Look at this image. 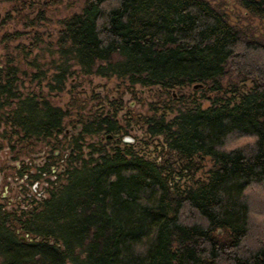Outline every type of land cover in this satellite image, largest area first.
Returning a JSON list of instances; mask_svg holds the SVG:
<instances>
[{
  "label": "trees",
  "instance_id": "16d2710c",
  "mask_svg": "<svg viewBox=\"0 0 264 264\" xmlns=\"http://www.w3.org/2000/svg\"><path fill=\"white\" fill-rule=\"evenodd\" d=\"M241 7L264 23V0ZM57 56L62 85L78 67L132 88L205 85L218 96L206 109L192 102L170 121H145L149 136L164 139L157 158L135 148L99 152L36 207L0 204V264H264V41L208 0H88L63 22ZM20 74L10 59L0 68V137L22 147L18 158L33 140L62 135L67 119L24 96ZM79 122L82 138L125 129L96 117ZM202 158L214 163L208 181L179 187Z\"/></svg>",
  "mask_w": 264,
  "mask_h": 264
},
{
  "label": "rangeland",
  "instance_id": "374dc122",
  "mask_svg": "<svg viewBox=\"0 0 264 264\" xmlns=\"http://www.w3.org/2000/svg\"><path fill=\"white\" fill-rule=\"evenodd\" d=\"M87 1L0 3V68H4L9 59L13 60V65L21 70L19 87L23 95L34 94L39 101L46 100L67 114L62 135L46 141L33 140L25 145L26 150L20 158L16 156L22 147L13 151L14 144L4 140L7 134L4 135L5 128L1 129L4 137H0V204L9 211L36 207L34 203L49 197L54 183H66L65 173L69 169L80 167L82 162L93 165L101 156L99 152L135 148L140 154L157 158L155 148L163 144L164 139L149 136V125L145 121L161 118L170 121L180 111L191 108L192 102L200 103L206 109L218 96L205 85L174 91L156 87L132 88L116 77L84 76L78 67L71 69L75 73L67 75L63 85L55 82L54 77L59 74L56 65L60 64L57 42L63 22L81 14ZM208 2L223 10L230 22L245 34L264 41V23L249 16L241 7V0ZM229 81V77L225 78L224 84ZM116 102H121L122 107L115 109ZM92 117L109 119L125 129L117 135L102 133L82 138L79 120L87 121ZM130 119L132 122L128 123ZM108 136L112 138L107 140ZM78 156L79 161L71 160ZM48 165L51 174L42 172ZM213 167L209 158L197 160V171L192 178L177 177L179 187L186 189L206 183Z\"/></svg>",
  "mask_w": 264,
  "mask_h": 264
},
{
  "label": "water",
  "instance_id": "95a60500",
  "mask_svg": "<svg viewBox=\"0 0 264 264\" xmlns=\"http://www.w3.org/2000/svg\"><path fill=\"white\" fill-rule=\"evenodd\" d=\"M112 137L111 136H108L107 137V140H110ZM23 239V241H26V239L25 238H22Z\"/></svg>",
  "mask_w": 264,
  "mask_h": 264
}]
</instances>
